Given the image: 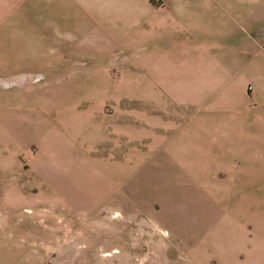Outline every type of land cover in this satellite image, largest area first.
I'll return each instance as SVG.
<instances>
[{
    "label": "rangeland",
    "instance_id": "obj_1",
    "mask_svg": "<svg viewBox=\"0 0 264 264\" xmlns=\"http://www.w3.org/2000/svg\"><path fill=\"white\" fill-rule=\"evenodd\" d=\"M262 10L261 65L211 84L120 45L0 77V264H264Z\"/></svg>",
    "mask_w": 264,
    "mask_h": 264
},
{
    "label": "crops",
    "instance_id": "obj_2",
    "mask_svg": "<svg viewBox=\"0 0 264 264\" xmlns=\"http://www.w3.org/2000/svg\"><path fill=\"white\" fill-rule=\"evenodd\" d=\"M166 3L160 10L149 0H0V77L50 75L62 84L88 52L119 45L126 54L142 47L152 83L211 84L213 70L228 78L246 63L261 65L255 22L264 0Z\"/></svg>",
    "mask_w": 264,
    "mask_h": 264
}]
</instances>
